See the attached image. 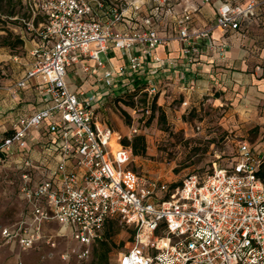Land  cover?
I'll list each match as a JSON object with an SVG mask.
<instances>
[{"label":"built area","instance_id":"2783aa9c","mask_svg":"<svg viewBox=\"0 0 264 264\" xmlns=\"http://www.w3.org/2000/svg\"><path fill=\"white\" fill-rule=\"evenodd\" d=\"M24 1L27 16L20 20L32 33V64L10 89L17 94L33 85L44 106L15 117L0 136V161L14 163L18 190L30 208L14 229H2L3 236L30 249L46 224L55 222L68 230L79 245L77 256L85 259L103 239L106 222L115 219L133 230L117 264H264V149L241 140L228 165L213 164L204 175L168 184L131 167L132 149L96 111L99 96L125 91L127 83L134 90L138 77L145 82L140 92L151 100L157 95L144 71L148 63L165 64L156 55L165 38L151 17L144 18L146 26L118 29L132 17L105 0ZM263 4L223 3L216 24L237 29ZM189 19L186 14L178 20L177 36L183 57L192 62L209 30H190ZM132 47L138 52L130 53ZM111 48L128 55L126 65L108 67L100 54ZM76 63L107 90H71L66 78Z\"/></svg>","mask_w":264,"mask_h":264},{"label":"rangeland","instance_id":"374dc122","mask_svg":"<svg viewBox=\"0 0 264 264\" xmlns=\"http://www.w3.org/2000/svg\"><path fill=\"white\" fill-rule=\"evenodd\" d=\"M130 1L134 0H105L107 4H117L124 13L126 8L132 6ZM2 5L4 10L14 9L16 12L14 17L0 14V42L6 36L14 44L0 46V91H5V83L10 81L13 85L29 65L32 33L26 30L25 24L20 20L27 16L24 0H13L8 7L5 2ZM137 9L139 8H134V11ZM20 38L23 44L18 43ZM101 57L105 59V56ZM67 79L73 91L80 84V89H84L86 85L93 86L92 79L87 78L82 82L73 72H68ZM102 88L106 89L104 86ZM23 92L25 91L20 90L16 93L22 95ZM154 98L155 110L152 109L153 100L148 99L143 92L134 93L130 87L107 96L106 109L99 111L123 139H132L134 135L144 136L146 153H132L131 162V167L140 175L168 184L180 183L187 175H204L212 169L213 164L228 165L234 160L237 143L241 140L248 141L257 150L263 149L264 130L260 131L257 126L238 125L226 129L218 126V119L229 107L228 102L223 103L219 109L214 108L210 102L197 109L191 100L188 105H183L181 95L175 98L165 96L162 104L157 103L158 95ZM4 100L7 101V97L0 96V102ZM12 111L13 108L0 111V120L5 119L9 113L11 116ZM1 129L0 126V131ZM133 129L137 131L133 132ZM208 131H214L215 135L206 137ZM14 167V163L9 160L0 161V264H92L93 253L85 259L79 258L78 243L71 238L67 229L55 222L46 224L41 239L30 249L23 250L15 238L3 236V228L14 229L20 220L27 219L30 210L18 190ZM132 240V228L117 222L115 233L110 239V264H117L118 252L126 250Z\"/></svg>","mask_w":264,"mask_h":264},{"label":"crops","instance_id":"0c3cea01","mask_svg":"<svg viewBox=\"0 0 264 264\" xmlns=\"http://www.w3.org/2000/svg\"><path fill=\"white\" fill-rule=\"evenodd\" d=\"M249 1L134 0L129 2L132 6L126 8L124 14L132 19L126 24H118L117 28L124 29L135 23L145 25L144 18L150 16L151 25L156 27L159 34L165 38L164 44L156 48V55L163 58L165 64L154 68L148 63L144 71L145 75L154 80L157 85L158 104L165 101V96L175 98L177 95L183 96V105H188L191 100L197 109L207 102L219 109L223 103L228 102L229 107L218 119V126L222 129L229 126L238 127V125L257 126L260 131L264 130V5L256 9L253 17L242 19L237 29L225 31L216 24V10L221 4L227 2L245 6ZM135 7L139 9L134 11ZM186 14L190 16L187 21L190 30H209L207 39L198 42L200 50L192 62L186 61L183 57L181 43L177 36L178 20ZM209 43L216 47H211ZM219 46H223L222 51ZM135 52H138L137 49L132 47L130 53ZM102 55L105 56L104 60L107 61L108 67L112 69H118L128 62V55H123L118 49H108L100 54ZM28 60L29 65L27 64L20 77L31 67V56ZM88 61L94 64L93 60ZM68 72H73L82 82L87 78L93 80V86L86 85L84 89H80L82 87L80 84L76 91L83 90L88 94L100 95L107 90L102 88L103 85L96 83L94 74L83 70L82 63H76L68 69ZM100 72L101 70L98 69V73ZM5 84L7 90H1L0 96L7 97V101L0 102V111L5 112L13 108L11 112L13 115L10 116L9 113L5 119L0 120L2 128L0 136L10 129L15 117L44 106L39 101L33 85L24 90L22 95H18L13 94L8 88L12 85L10 81ZM125 86L128 89L131 84L127 83ZM116 91L99 96L100 100L95 105L100 116L102 115L99 111L106 109V97ZM214 135V131H208L206 137Z\"/></svg>","mask_w":264,"mask_h":264},{"label":"trees","instance_id":"16d2710c","mask_svg":"<svg viewBox=\"0 0 264 264\" xmlns=\"http://www.w3.org/2000/svg\"><path fill=\"white\" fill-rule=\"evenodd\" d=\"M13 0H0V14L7 15L9 17H14L16 12L14 9H7L4 10L2 3L5 2L7 7L11 4ZM18 43L23 44L22 39H18ZM14 45L11 43L8 38L2 37L0 42V46H12ZM134 86V93H138L142 88L145 86L144 79L142 77H138L133 82ZM156 108V98L153 99L152 102V109L155 110ZM129 118V115H127ZM163 117V114H162ZM122 143L126 146H130L132 148V153L134 155H144L146 153V142L143 135H134L132 139L124 138ZM264 173V162L261 165V172L260 174ZM118 221L115 219H110L106 222L104 237L102 240L97 241L92 247L93 253V262L92 264H110L109 263V253L111 250V242L110 239L112 235L115 233V225Z\"/></svg>","mask_w":264,"mask_h":264}]
</instances>
